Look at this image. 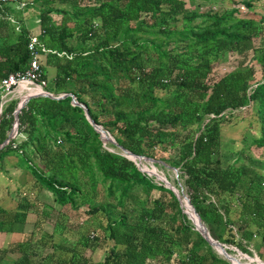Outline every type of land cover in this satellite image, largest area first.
<instances>
[{"label": "trees", "instance_id": "16d2710c", "mask_svg": "<svg viewBox=\"0 0 264 264\" xmlns=\"http://www.w3.org/2000/svg\"><path fill=\"white\" fill-rule=\"evenodd\" d=\"M21 1L0 5L15 9ZM54 1L25 3H39L40 39L54 50L47 54V63L56 66L51 92H72L91 119L134 154L156 157L152 152L159 147L175 155L172 161L160 159L176 167L190 205L207 226L218 230L213 238L244 253H250L252 234L264 242V154L225 163L220 154L226 113L251 103L259 123L253 143L264 150V73L255 80V67L248 63L249 58L256 60L264 71V47L253 44L264 35V15L253 17L252 0H239L246 14L239 6L222 12L194 10L187 0H63L70 10ZM52 13L61 14L59 22ZM27 35L21 32L8 49H0L7 58L0 77L27 67ZM227 56L232 60L226 61ZM221 66L225 70L218 72ZM15 107L16 101L9 102L0 115V167L4 155L18 154L34 176L28 189L33 195L20 211L0 203V233L16 236L0 248V264H231L213 250L171 188L157 183L136 161L104 147L101 133L71 96L29 99L18 113L17 131L26 139L14 146L13 137L7 138ZM107 181L108 194L118 185L116 204L97 199L98 183ZM140 186L147 194L140 210H134L128 201ZM42 189L51 192L57 205L69 203L76 214L81 206L89 215L104 213L100 233L107 231L113 244L103 260L90 262L74 254L68 261L60 258L63 246L54 239L58 228L50 232L44 226L58 211L42 201ZM155 189L167 192L169 199L152 196ZM222 193L234 196L240 207L239 235L227 216L229 206L218 201ZM115 207H121L117 215ZM187 209L197 221L193 209ZM29 212L37 218L28 232L23 227ZM248 223L255 226L254 233L246 230ZM81 224L78 220L76 231ZM99 239L96 232L89 233L79 244L93 248ZM8 251L22 256L7 263Z\"/></svg>", "mask_w": 264, "mask_h": 264}, {"label": "rangeland", "instance_id": "374dc122", "mask_svg": "<svg viewBox=\"0 0 264 264\" xmlns=\"http://www.w3.org/2000/svg\"><path fill=\"white\" fill-rule=\"evenodd\" d=\"M31 0H22L21 1V5L15 8V11H17L15 14L20 16L21 18H29L31 17L32 20H36V17H38V13H39V9L40 7L38 6L39 3L37 2V4H25L26 2H30ZM87 1V0H85ZM84 1V2H85ZM241 1L239 0H212V1H202V0H194V1H190L187 0V6L191 7L194 10H200V11H206L209 8L218 11V12H222V11H226L231 9L234 6H239L242 11L241 14H246V11L248 10L246 7H243V5L240 4ZM252 4H253V8H250L251 10L253 9V17L258 20L261 16L264 15V0H252ZM10 6H14V2H10L9 3ZM54 5L60 7V9H71L69 3L63 1V0H55L54 1ZM14 8V7H13ZM25 14V15H24ZM54 16V19L56 21L59 22L60 20V15L59 13H52ZM241 14L237 13V16H241ZM36 16V17H35ZM34 25V22H33ZM69 25H72L71 23H69ZM75 44H80V45H84L87 44L88 46H91L89 44L91 43H84L81 42L80 40H75L72 41ZM254 45L257 47H264V35L259 36L258 38H255L253 41ZM249 54H252L249 53ZM234 58L235 54L231 52V54ZM228 57V58H227ZM226 61H231V57L227 56ZM249 64H253L255 67V76L254 79L255 80H260L262 79L263 76V69L261 67V64L259 62H257L256 60L250 59L248 60ZM218 72H223L225 70V68L223 66L218 67ZM48 83V81H47ZM70 83V81H69ZM93 89V88H92ZM91 89V91H92ZM161 92V91H160ZM65 93V92H64ZM62 94V93H60ZM163 94V93H160ZM78 102V101H77ZM255 108L256 106L251 103L248 104L247 106L244 107V109L240 110V111H235V113H226L227 116L225 117L224 121L221 124V131H220V144H221V150H220V154H221V159L223 160V163H225V161L227 162H231L232 160H234L236 157L240 158V162L243 161V156H248V155H252L254 158H258L261 155L264 154V150L262 151L259 147H257L254 143H253V138L255 136H257L259 134V123L257 122V120H255V116H254V112H255ZM88 119V118H87ZM89 120V119H88ZM90 122V120H89ZM91 123V122H90ZM92 124V123H91ZM93 125V124H92ZM100 128L99 132H101V138L103 140V145L104 147L108 148L111 151H117L119 153L124 154L125 151L121 148V146H119L114 139V136L112 134H110L108 131L104 130ZM107 133V134H106ZM197 133V132H196ZM106 135V136H105ZM107 137V138H103V137ZM159 148V147H158ZM156 148L152 154L156 157H148L146 155H141L139 156V158L136 160L140 166H142L143 171H145L146 173H148L149 175L153 176L155 181L159 184H165L167 187L172 188L176 193L177 196L180 199V203L182 205V209L183 211L189 215V219L193 220V218H191L190 214L188 213V209L187 207L193 209V206L190 205L189 203V198H188V194H187V189L184 183V179L182 177H179V173L176 170V167L173 165H170V162H166L162 159H160V157L162 158H166L170 161L171 158L174 159L175 155H172V153H169L168 149H162L160 150V148L158 149ZM175 152H177V149H175ZM171 155V156H170ZM2 164V167H0V194L2 193L1 197H0V203L3 205H6L7 208H15L17 209L18 205V211L21 210V207H23L24 205H26V203L28 202L26 198H30L33 195L32 190H28L26 189L27 186L25 187H20L19 191L17 190V186H13V178L12 176H16V172L18 173V171H16L14 168L11 169L9 171V173L7 172L9 169H6L5 167H9L7 166V164H9L8 161L4 160ZM261 172L264 171V169L260 170ZM263 174V173H261ZM30 180V176H27L26 179V174H20V176L17 179V182L14 183L17 185L22 186L23 184H25L26 182H28ZM12 184V185H11ZM8 185V190H10V193L12 194L11 197L8 195H6V190L5 187ZM107 186H108V181L107 182H100L98 183L97 187H98V196L97 199L100 202H112V204H116L117 199H116V195L119 192V188L118 185L115 184L114 187V194H108L107 193ZM19 188V187H18ZM26 189V190H24ZM18 193L17 195H15V193ZM147 194V191L142 187H136L135 188V193L132 199H130L128 201V204L130 205V207H132L134 210H140V207L144 204V198ZM150 194L152 196H165L164 199L168 200L169 199V195L167 192H162V191H158V190H151ZM15 195V196H14ZM50 196L47 194L45 195V198L47 200V198H49ZM212 199H217L215 196L214 198L212 197ZM220 203H226L229 206L230 211L227 213L228 218L232 221V226H234V230L235 233L237 235L240 234L241 230L238 229V226L241 223L240 220V207L237 204V201L235 199L234 196H231L227 193H222L220 195V197L218 198ZM49 200V199H48ZM16 206V207H15ZM121 209V207H115L112 209L113 214L117 215L119 210ZM78 220L81 222L83 221V224L80 225L79 231H72L70 230V233H74V238L75 236L78 234H80L81 236H88L89 233L96 232L97 236L99 235L101 237V239H99L98 243L99 245L97 247H93V248H85L83 247L81 244H79V249L81 253H87L88 255L90 254V252L88 253V250H94L96 251V255L102 259H104L105 255L107 253H109L110 248L112 247L113 241L111 239H109L108 237V232L106 231L105 234H101L100 233V228L101 225L105 224V215L102 211H97L94 215H89L86 212V206H81L79 208V211L77 212ZM53 218V221H55L54 217H58V214H56V212H53L51 214V216ZM197 221L196 222H200L203 223L204 226L206 227L207 230V234L208 236H210L212 239L217 240L219 242H221L220 240L213 238L211 234H217L218 230L216 229V227L214 225H206L198 216H196ZM77 220V221H78ZM51 221V222H53ZM194 221V220H193ZM74 223V224H73ZM76 220L73 219L71 221L70 224L74 225L73 229H77V225H76ZM57 225H53L50 226L49 224L46 225V229L47 230H51V227H56L58 228V232H56V236L59 235L58 233H60V221L56 223ZM249 224V223H248ZM244 225V224H243ZM242 225V226H243ZM33 228V224H27L25 226V230L26 231H30ZM246 230H251L252 233L255 232V226L252 225L251 223L249 225H247ZM38 230V229H37ZM39 231V230H38ZM65 232H67V229L64 230ZM211 231V232H210ZM225 232V233H224ZM222 233V235L225 237L226 236V231H222L219 232ZM76 234V235H75ZM40 236V234H36L35 235ZM55 238H58V236ZM80 236V237H81ZM16 237V236H14ZM36 237L34 239H36ZM248 240V239H247ZM60 242L59 240H56ZM34 242V241H33ZM222 243V242H221ZM248 249L250 250V253H244L242 251H240L238 248H236L235 246L231 245V244H226V243H222V245L225 246L226 250L228 252H230L232 255H234L236 258H238V261L241 264H263L264 263V242L261 240L260 236L257 234H252V238L249 239V243H248ZM213 250L220 256H224V254L221 252V250L215 246H213ZM229 249H231L232 251H230ZM86 251V252H85ZM97 257V259H98ZM228 260V259H227Z\"/></svg>", "mask_w": 264, "mask_h": 264}, {"label": "crops", "instance_id": "0c3cea01", "mask_svg": "<svg viewBox=\"0 0 264 264\" xmlns=\"http://www.w3.org/2000/svg\"><path fill=\"white\" fill-rule=\"evenodd\" d=\"M16 12L17 11H15L14 8L5 10L4 9V4L0 5V49H3V48L8 49L10 47V45H12L13 42L16 40L18 35L21 32H23V31L27 32L28 38H29L30 35H33V34L34 35H38L39 37H41V26H40V22H39L38 17L35 16L36 20H32L31 17H29V18L22 17L21 18L20 16L15 14ZM13 20H15V21H13ZM33 22H34V25H33ZM40 42L42 44H44L41 41V39H40ZM40 52H41L40 53V58H41V62H42V65H43V74H45L46 78L44 76L43 77L48 81V86L46 87V91L51 92V87H52V84H53L52 81H53V79L55 77V74H56V66L53 65V64H50V63L48 64L47 63V54L43 53L42 51H40ZM58 54L59 55L63 54V52H61V53L59 52ZM6 62H7V58L4 55L0 54V76H1V74L3 72L6 71V69H2L1 68V65L6 63ZM10 72H12V71H10ZM46 91H43L42 93H44ZM51 93H53V92H51ZM36 94L37 95L39 94V96H43V95H40L41 94L40 92L39 93H35L33 95V94H30L29 91H27V90H25L23 88H16L11 94L7 95V97H6L7 101L5 103L4 108L6 107V105L9 102L16 101V107H15V114H16V110L18 108H20L19 109V111H20L24 107V105L29 101V100H27V102L25 103V99L28 96L33 95V96H31L29 98V99H31L32 97L37 96ZM53 94H55V93H53ZM57 95H59V94H57ZM18 113H17V115H18ZM15 120H16L15 129L12 130V128H11V130L8 133V137L10 136L9 139L10 138L12 139V137H13V139L15 140L14 146L17 145V144H20L22 141H24L26 139V135H25L24 132L17 131L18 123H19L18 117H17V119H14V122H15ZM14 122H13V124H14ZM12 127H13V125H12ZM0 145H3V144H0ZM4 160L9 162V164H7V166H9V167L8 168L5 167L6 169H9L7 171L8 173L13 168L16 171H18V173L16 172V176H12V178L14 180L13 186L14 187L17 186V190L16 191H19L20 187H25L27 185L28 186H27L26 189H29L30 185L33 183L34 176L30 173V171L27 169V167H25V162L20 158V156H18V154L14 153V152H11L9 154L4 155L1 158V163H3ZM24 173L26 174V179H27L28 175L30 176V180L28 179L29 181L26 182L25 184H23L22 186L18 185V183H17V185L14 184V183L17 182V179L20 176V174L22 175ZM26 189H24V190H26ZM5 190H6V195L7 196L9 195L11 197L12 194L10 193V190H8V185L5 187ZM17 194L18 193L16 192L15 195H17ZM47 194L50 197L47 198V200H46L45 195H47ZM1 195H2V193L0 194V197H1ZM39 196H40V198L42 199L43 202L48 203V204H54V206H56V209H57L55 211H58V212H56L58 214V217H56V218L54 217L55 221H53V223H52L51 221L47 220L45 222L44 226H45V228H46L47 224H49L50 226H53L54 223H57V222L60 221V235H57L58 238H55L56 234L54 235V239L55 240H59L60 239V244H62V246H63V248L60 249V258L66 259L68 261L71 257H74L73 256V254H74V255H76L77 259L82 257V256H84L90 262H96V261L103 260L102 257L99 258L96 255L97 252L94 251V250H88V253L90 252L89 255L87 253H81L80 252V249H79V246H78L79 245V238H80L79 235L80 234L79 235L75 234L76 236L74 238V233H70V230H72V231H74V230L76 231L77 230V229H73L74 225L70 224L71 221L73 219H75L76 222H77V220H78V217L76 216L77 214L75 213V210L73 208H71L70 204L67 203V204L64 205V204L60 203V206L57 205L55 203V201H54V198H53V195L51 194V192L48 191V190H45V189L41 190ZM42 204L43 203L40 202L38 206L42 207ZM3 206L6 207V205H3ZM16 206H18V205H16ZM9 209H11V208H9ZM59 215H60V217H59ZM36 218L37 217H36L35 213L29 212L27 214V219H26L25 226L27 224H30V225L33 224L34 225V220H36ZM80 224H81V222H80ZM25 226L23 227V229H25ZM66 229H67V232L64 231ZM52 231H54V227H51L50 232H52ZM53 233H55V232H53ZM13 240H15V237H14L13 233H0V248L10 244L11 241H13ZM70 250H73L74 253H72ZM21 256H22V254L20 252H18V251H8L6 253V255H5V261L7 263L13 262V261L17 260L18 258H20ZM97 257H98V259H97Z\"/></svg>", "mask_w": 264, "mask_h": 264}, {"label": "built area", "instance_id": "2783aa9c", "mask_svg": "<svg viewBox=\"0 0 264 264\" xmlns=\"http://www.w3.org/2000/svg\"><path fill=\"white\" fill-rule=\"evenodd\" d=\"M7 1L17 0H0V4ZM27 48L30 54L27 67L23 70L9 72L5 76L0 77V115L7 101V95L11 94L16 88H23L29 91L30 94L46 91L48 83L43 77L40 51L45 54L54 51L42 44L40 37L34 34L29 36ZM38 88H40V91H38ZM58 142H61V140L59 139ZM90 235L94 236L95 232L92 231Z\"/></svg>", "mask_w": 264, "mask_h": 264}, {"label": "water", "instance_id": "95a60500", "mask_svg": "<svg viewBox=\"0 0 264 264\" xmlns=\"http://www.w3.org/2000/svg\"><path fill=\"white\" fill-rule=\"evenodd\" d=\"M34 95V94H33ZM33 95H30V96H28L26 99H25V103L27 102V100H29V98L31 97V96H33ZM37 95V94H36ZM40 95H43V96H48V97H52V98H56V99H59V98H64V97H66V96H71V102L73 103V104H78L79 106H81L83 109H84V111H85V114H86V116H87V118L90 120V122L93 124V126L99 131V129L100 128H102L100 125H98V124H96L92 119H91V117H90V115L88 114V112H87V108H86V106H85V104L84 103H82V102H77V100H76V97H75V95L73 94V93H71V92H65V93H62V94H59V95H55V94H53V93H51V92H49V91H46V92H44V93H41ZM37 96H39V94L37 95ZM19 109L20 108H18L17 110H16V118L15 119H17V117H18V115H17V113L19 112ZM15 127H16V120H15V122H14V124H13V127H12V130L13 129H15ZM103 129V128H102ZM101 129V130H102ZM103 131V130H102ZM101 133V132H100ZM107 134V133H106ZM102 136V135H101ZM106 136V135H105ZM103 137L104 139L105 138H107V137ZM10 137V136H9ZM9 137L7 138V139H9ZM116 142V141H115ZM124 151H125V153H124V155H126L127 157H129V158H131L132 160H134V161H136L138 158H139V156L140 155H137V154H134L133 152H131V151H129L128 149H125V148H123V147H121ZM137 162V161H136ZM138 163V162H137ZM170 188V187H169ZM172 189V188H171ZM173 190V189H172ZM174 191V190H173ZM175 192V191H174ZM176 193V192H175ZM177 194V193H176ZM193 211H194V213L196 214V216H198L199 218H200V216H199V214L194 210V208H193ZM201 219V218H200ZM194 220V219H193ZM192 220V221H193ZM193 223L195 224V226L197 227V229L199 230V232L209 241V243L211 244V245H213V246H215V247H217V248H219L220 250H221V252L224 254V258H226V259H228L230 262H231V264H241L239 261H238V259L234 256V255H232L230 252H228L227 250H226V248H225V246L224 245H222V243L221 242H219V241H217V240H214V239H212L210 236H208V232H207V230H206V227L204 226V224L203 223H200V222H196L195 220L193 221ZM264 264V263H263Z\"/></svg>", "mask_w": 264, "mask_h": 264}, {"label": "bare ground", "instance_id": "6f19581e", "mask_svg": "<svg viewBox=\"0 0 264 264\" xmlns=\"http://www.w3.org/2000/svg\"><path fill=\"white\" fill-rule=\"evenodd\" d=\"M189 213V212H188ZM238 259V258H237Z\"/></svg>", "mask_w": 264, "mask_h": 264}]
</instances>
